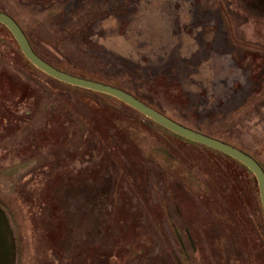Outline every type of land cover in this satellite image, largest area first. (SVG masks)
<instances>
[{
    "label": "rangeland",
    "instance_id": "1",
    "mask_svg": "<svg viewBox=\"0 0 264 264\" xmlns=\"http://www.w3.org/2000/svg\"><path fill=\"white\" fill-rule=\"evenodd\" d=\"M259 2L0 0V8L42 56L113 81L264 166V103L237 111L264 77ZM0 37L8 264H264V215L243 166L115 99L29 71L14 38L1 28Z\"/></svg>",
    "mask_w": 264,
    "mask_h": 264
},
{
    "label": "water",
    "instance_id": "2",
    "mask_svg": "<svg viewBox=\"0 0 264 264\" xmlns=\"http://www.w3.org/2000/svg\"><path fill=\"white\" fill-rule=\"evenodd\" d=\"M0 23L4 25L13 36L14 41L24 55V58L42 73L56 79V81L73 85L74 87L85 88L94 92L108 94L109 96L125 103L127 106L139 111L143 114V116L160 124V126L176 133L178 136L195 141V143L211 147L213 150L229 155V157L245 165L246 169L250 171L256 179L258 195L261 202L260 205L264 215V169L263 166L247 152L230 145V143L223 140L214 138L211 135L204 134L194 128L179 123L178 121L162 114L153 107L143 103L142 100L133 96L125 89L109 85V83L91 80L90 78L79 77L72 73L57 69V67L40 58V55L33 50L28 41L29 39L17 21L5 11L1 10Z\"/></svg>",
    "mask_w": 264,
    "mask_h": 264
},
{
    "label": "trees",
    "instance_id": "3",
    "mask_svg": "<svg viewBox=\"0 0 264 264\" xmlns=\"http://www.w3.org/2000/svg\"><path fill=\"white\" fill-rule=\"evenodd\" d=\"M263 5H264V0H260V2H259V7L262 8ZM0 10H1V11H5L8 15L12 16V15H11L10 13H8L6 10H4V9H2V8H0ZM12 17L17 21V23L19 24V26L22 28L23 32L25 33V35H26L27 38L29 39L28 41H29L30 45L32 46L33 50H34L38 55H40V58H41V59H43V60L46 61L47 63H49V64H51V65L57 67V69H60V70H62V71L68 72V73H72V74H74V75H76V76H79V77H85V78H90L91 80H96V81H101V82L109 83V85H113V86H116V87H120V88H122V89H125V88L121 87L119 84H117V83H115V82H113V81H109V80H106V79H102V78H100L99 76H96V75H94V74H92V73L84 72V71H82L80 68H77V67L74 68L73 66L71 67V66H69V65H67V66L62 65L61 63H58L57 60H54V61H53L52 59H48V58L42 56V55L40 54V52L35 48L33 42L31 41L32 39H31L30 36L27 34V32L25 31V29L23 28V26L19 23V21H18L14 16H12ZM0 28H1L3 31H5V33H8L9 36H10L11 38H13V37L11 36V34L9 33V31H8V30L5 28V26L2 25L1 23H0ZM0 39H2V38L0 37ZM12 40H13V39H12ZM13 41H14V40H13ZM240 48H241V47H240ZM16 49H17V52L22 56V57H21V58H22V61L24 62L26 68L29 69V71H30V70L37 71V72H39L40 74H43V76H45L46 78H48V79H50V80H53V81H55L56 83H59V84H62V85H66V86L72 87V88H74L75 90H81V91H84V92H91V93H94V94L99 93V92L91 91V90H89V89L80 88V87H74L73 85H69V84H66V83H62V82L56 81V79H54V78H52V77H50V76H48V75L42 73V72L39 71V69H37L34 65H32L31 63H29V62L24 58V55L22 54V52L20 51V49H19V47H18L17 45H16ZM261 49H264V47H262ZM261 49H260V50H261ZM241 50H243V51H244V50H245V51H248V49H246V48H241ZM261 51H262V50H261ZM261 51H260V52H261ZM196 52H197V51H196ZM196 52H195V53H196ZM199 52H201V51H199ZM199 52H197V53H199ZM249 52H250V50H249ZM262 52H263V51H262ZM262 52L259 53V55H261V56L264 57V52H263V53H262ZM202 53H203V52H202ZM249 55H250V54H249ZM203 56H204V55H203ZM248 78H249V77H248ZM249 79H250V78H249ZM250 80H251V79H250ZM242 87H243V89H245L244 86H242ZM125 90H126V89H125ZM126 91H127V90H126ZM127 92H129V91H127ZM247 92H248L247 97H244V98L242 99V101H241V106H240L239 110H237V111H243V110H248V111H249V110H256V111H258L259 108H260V107L263 105V103H264V77H263V79H262L261 81L259 80V83L257 84L256 88H250V89H248V87H247ZM129 93H131V92H129ZM99 94H101V95H103V96H107L108 98H111V99H115V98H113V97H111V96H109L108 94H105V93H99ZM131 94H132V93H131ZM132 95L135 96L134 94H132ZM135 97H136V96H135ZM138 99H139V98H138ZM115 100H117V99H115ZM140 100H141V99H140ZM117 101H119V100H117ZM142 101H143V100H142ZM119 102L122 103V104H124V105H126L125 103H123V102H121V101H119ZM145 104H146V103H145ZM147 105H149V104H147ZM149 106H151V105H149ZM126 107H128V108H130V109L136 111V112L139 113V114H141L139 111H137V110H135V109H133V108L127 106V105H126ZM153 108H154V107H153ZM155 109H156V108H155ZM156 110H158V109H156ZM237 111L234 112L232 116H234V115L237 113ZM161 113H162V112H161ZM162 114H163V113H162ZM141 115H143V114H141ZM164 115H165V114H164ZM143 117L146 118V119H148L149 121L155 123L156 125H158V126H159L161 129H163L164 131H167V132L171 133L172 135L177 136V138H179V139H181V140H184V141H187V142H190V143H192V144H195L196 146H200V147L205 148V149H207V150H211L212 152H215V153L221 154V155H223V156L229 158L230 160L234 161L236 164H239V165L243 166V168L246 169V166H245V165H243V164L240 163L239 161H237V160H235V159L229 157V155H226V154L221 153V152H219V151L213 150L211 147H208V146H205V145H201V144L195 143V141H192V140L186 139V138H184V137L178 136L176 133H174V132H172V131H170V130H168V129L162 127V126H160V124H158V123L152 121L151 119H149V118H147V117H145V116H143ZM168 117H169V116H168ZM237 117H238V116H237ZM170 118H171V117H170ZM172 119H174V118H172ZM239 119H241V118H239ZM174 120H176V119H174ZM177 121H178V120H177ZM178 122L181 123V124H183V125H185V126H188V127L194 128L195 130H197V131H199V132H202V133H205V134H209V135H211V136L214 137V138H217V139L223 140V141H225V142H227V143H230V145H233V146H235V147H237V148H239V149H242L243 151L247 152V150H245L244 148H241L240 146H237L236 144H234L233 142H231L230 139H228V138H225V137H223V136H218V135H216L215 133H212V132H209V131L199 130V129L193 127V126L187 125V124L182 123V122H180V121H178ZM247 153H248V152H247ZM248 154L251 155L253 158H255V159H256V160H257V161L263 166V164L257 159V156H256V155L251 154V153H248ZM263 169H264V166H263ZM246 171L251 175L252 182H253V187H254V189H255V195H256L257 200H258V208H259L260 211L262 212V209H261V206H260V199H259V195H258V190H257V182H256V179H255L254 175H253L250 171H248L247 169H246ZM228 177H230V179H233L234 182L237 181V179H235L234 176L231 175V174H229ZM232 183H233V182H232ZM240 194H241V192H240ZM244 196H245V195H244ZM249 203H250L251 205H250ZM249 203H248L249 205L247 204L248 207L250 206L249 208L254 207V206L256 205V204H255V203H256V200L251 199V201H249ZM9 231H10V228H9V225H8V221L6 220V218H5V216H4V213H3V211H2L1 208H0V244H2V249L0 250V259L3 258V259H1L0 264H8V263H10V262L12 261V251H13V249H14V246H13V243H12V236H11V234H10Z\"/></svg>",
    "mask_w": 264,
    "mask_h": 264
}]
</instances>
